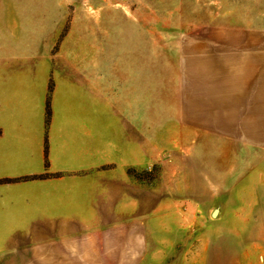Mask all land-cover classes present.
Wrapping results in <instances>:
<instances>
[{"label":"rangeland","instance_id":"obj_1","mask_svg":"<svg viewBox=\"0 0 264 264\" xmlns=\"http://www.w3.org/2000/svg\"><path fill=\"white\" fill-rule=\"evenodd\" d=\"M244 30H264V0H0V71L90 58L111 86L140 78V164L125 168L119 206L146 226L142 264H264V150L185 117L191 65ZM22 98L2 105L13 113ZM13 129L23 141L25 127ZM12 245L0 242V264Z\"/></svg>","mask_w":264,"mask_h":264},{"label":"crops","instance_id":"obj_2","mask_svg":"<svg viewBox=\"0 0 264 264\" xmlns=\"http://www.w3.org/2000/svg\"><path fill=\"white\" fill-rule=\"evenodd\" d=\"M244 31L191 65L185 117L217 139L264 150V30ZM99 65L0 71V227L8 228L0 242L14 244L4 264H142L147 255L140 215L119 206L125 168L140 164V78L111 86ZM11 94L23 97L13 113L2 105Z\"/></svg>","mask_w":264,"mask_h":264},{"label":"water","instance_id":"obj_3","mask_svg":"<svg viewBox=\"0 0 264 264\" xmlns=\"http://www.w3.org/2000/svg\"><path fill=\"white\" fill-rule=\"evenodd\" d=\"M217 214H218V210L215 209V210L212 212L211 217H212V218H215V217L217 216Z\"/></svg>","mask_w":264,"mask_h":264},{"label":"trees","instance_id":"obj_4","mask_svg":"<svg viewBox=\"0 0 264 264\" xmlns=\"http://www.w3.org/2000/svg\"><path fill=\"white\" fill-rule=\"evenodd\" d=\"M47 108H48V103H47ZM7 182V181H6Z\"/></svg>","mask_w":264,"mask_h":264}]
</instances>
